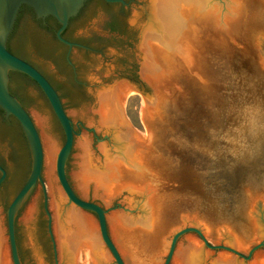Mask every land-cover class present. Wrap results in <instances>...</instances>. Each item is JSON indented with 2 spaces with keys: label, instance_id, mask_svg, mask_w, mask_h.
<instances>
[{
  "label": "water",
  "instance_id": "obj_1",
  "mask_svg": "<svg viewBox=\"0 0 264 264\" xmlns=\"http://www.w3.org/2000/svg\"><path fill=\"white\" fill-rule=\"evenodd\" d=\"M85 1L0 0V264H264V0ZM22 4L99 33L82 85L23 52Z\"/></svg>",
  "mask_w": 264,
  "mask_h": 264
},
{
  "label": "flooded vegetation",
  "instance_id": "obj_2",
  "mask_svg": "<svg viewBox=\"0 0 264 264\" xmlns=\"http://www.w3.org/2000/svg\"><path fill=\"white\" fill-rule=\"evenodd\" d=\"M87 1H85V4L87 3ZM99 1H103L106 4L111 3L110 1H106V0H99ZM123 1H124V3L119 2V1H116L113 3L120 4L124 7V6H128L132 2V0H123ZM124 12H125V10L108 8L106 13L108 14V17H109L108 25H109L110 31H113V30L118 28V18H119V16L124 14ZM23 13H25L26 16L32 17L35 20V22L38 23L39 29L37 31V34L39 35V42H41V45L44 46V48L41 49V52L40 51L38 52L36 50L35 44H33V43L22 44L21 47L23 48V52L26 53L27 57L29 59L35 61L36 63H38L39 66L48 74V76L51 78V80H52V77H54V78L58 79L61 84H66L67 80H68V76H69V71H71L74 75V81L76 83H79L82 85V81L78 78V70L76 67V63L74 62V55L77 56V58H79V60H81V61L83 59V55L81 53L75 54L74 49L94 51L95 50L94 46H96L98 43L101 42V37L99 36V33L93 32L88 37H86V38L83 37L85 35V33L83 32L84 30H83L82 26L80 25L81 24L80 22L83 19V17L81 18L80 10L75 16H73L67 20L66 25L63 27V29L59 33H58V31H59L61 25L54 17H52L51 15H47L44 17H36L33 9L26 4H22L19 7L15 22H14V27H15L17 19L20 18L23 15ZM14 27H13V30H14ZM10 35H11V33H10ZM10 35H9L8 41L6 43V47L11 53L18 56L15 52H13L9 49V46H10L9 40L11 37ZM58 35H60V37L63 38L64 40H67L73 44L68 45L67 43L61 41L58 38ZM18 57H20V56H18ZM20 58L25 60L26 62H28L32 66H34L28 60H26L22 57H20ZM34 67L49 81V83L53 86V88L56 90L57 94L59 95L60 99L62 100L63 97L61 95V92H60L58 86L54 82L52 83L36 66H34ZM13 72H16V71H13ZM49 74H51V75H49ZM128 80L130 82H132L135 86H138V87L142 86L140 81H138V80H134V79H128ZM10 83H11V71H9V81H8L9 92L12 95H14L20 101L21 105L27 111V108H26L23 100L20 98V96L12 93L10 91V88H9ZM16 84L19 88H22V86L20 85L19 82H17ZM37 87L41 91L43 97H45L44 93L42 92V90L39 88L38 85H37ZM45 99H46V97H45ZM62 104H63V101H62ZM63 107H64V104H63ZM64 109H65V107H64ZM65 111H66V109H65ZM9 116L14 118L12 115H9ZM14 120L19 125V123L17 122V120L15 118H14ZM73 127H74L75 131H78V130H81L83 128V125L77 124V126H76V123L73 122ZM88 132L93 133L94 131H88ZM23 139H25L26 149L28 151V148H27L28 144H27L26 138L23 137ZM0 153H2L1 147H0ZM28 153H29V151H28ZM0 165L5 169V172H6L5 178H6L7 177V169L5 168V166H4L5 164H4L3 160H1V158H0ZM3 181L0 184V188L2 186ZM42 199H43V195H42ZM42 205H43V203H42ZM43 210H44V208H43ZM44 213L46 215L45 210H44ZM47 222H48V218L46 215V232L48 234V239L51 241L52 236L50 234V229H48ZM14 224H15V222H14ZM53 249H54V246H53ZM17 250H18V247H17ZM18 254H19V257H20L22 264H24L23 259L21 257V254L19 253V250H18Z\"/></svg>",
  "mask_w": 264,
  "mask_h": 264
},
{
  "label": "rangeland",
  "instance_id": "obj_3",
  "mask_svg": "<svg viewBox=\"0 0 264 264\" xmlns=\"http://www.w3.org/2000/svg\"><path fill=\"white\" fill-rule=\"evenodd\" d=\"M141 102L142 97L140 93H132L127 95L123 104V115L131 128L145 135V130L138 116Z\"/></svg>",
  "mask_w": 264,
  "mask_h": 264
},
{
  "label": "trees",
  "instance_id": "obj_4",
  "mask_svg": "<svg viewBox=\"0 0 264 264\" xmlns=\"http://www.w3.org/2000/svg\"><path fill=\"white\" fill-rule=\"evenodd\" d=\"M5 180H6V178L4 179V181H5ZM4 181H3V182H4ZM2 184H3V183H2Z\"/></svg>",
  "mask_w": 264,
  "mask_h": 264
}]
</instances>
